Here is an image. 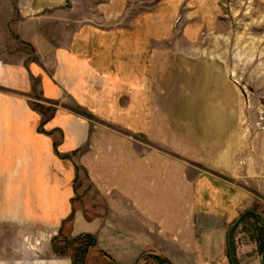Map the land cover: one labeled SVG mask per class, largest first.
Returning a JSON list of instances; mask_svg holds the SVG:
<instances>
[{
    "label": "crops",
    "instance_id": "obj_1",
    "mask_svg": "<svg viewBox=\"0 0 264 264\" xmlns=\"http://www.w3.org/2000/svg\"><path fill=\"white\" fill-rule=\"evenodd\" d=\"M33 1L15 29L33 59L6 65V86L36 81L49 115L23 96L0 113V264H72L55 244L80 235L82 264H234L229 227L264 210V135L238 130L230 82L200 61L225 0ZM79 171L97 205L76 202ZM256 246L234 259L262 264Z\"/></svg>",
    "mask_w": 264,
    "mask_h": 264
},
{
    "label": "rangeland",
    "instance_id": "obj_2",
    "mask_svg": "<svg viewBox=\"0 0 264 264\" xmlns=\"http://www.w3.org/2000/svg\"><path fill=\"white\" fill-rule=\"evenodd\" d=\"M36 2L39 1L35 0ZM32 3L33 0H0V113H4L7 118L21 113L18 105L8 104L9 99L20 96L28 99L30 108L40 110L45 117L49 115V111L44 110L45 106L36 105L29 100L32 96L37 97L36 81L32 82L31 90L25 91L23 95L6 86V78L9 74L5 66L14 65L21 60L28 62L33 59L32 48L29 44L20 42L15 30L16 24L25 13L33 12ZM200 49L203 54L200 61L206 64L209 61L215 67L216 83L230 82L229 94L234 99L232 111L234 110L233 112L240 117L238 130L245 132L249 137L264 135V10L260 9L254 0H225L222 20L216 27L215 33L209 35L200 44ZM228 70V74L224 76L221 74L222 71ZM217 72H221L220 75ZM216 92L228 93L223 89ZM230 180L240 182L239 179ZM74 184L77 191L83 187L85 189L83 194L90 196L75 197L76 202L79 201L82 207L85 206V199L90 200L92 205L98 204L92 187L86 184L85 175L81 171L77 173ZM251 210L257 213L264 212L261 205H255ZM252 216L255 215L250 212L245 214L230 233V253L234 264H239L237 259H234L237 247L242 246V242L247 240H255L257 243L253 256L262 255L261 222L259 218L258 222ZM262 220L264 221L263 218ZM4 240L7 242V239ZM58 243L55 244L57 253L70 255L72 261H79L82 258L83 263L86 254L84 256L81 254L80 247L86 245L85 239L78 241L61 239ZM238 253L242 255V247ZM88 259L89 264H94L96 261L92 256ZM240 262L242 263L243 259ZM95 264L111 263L102 259ZM140 264H163V261L151 256L146 257Z\"/></svg>",
    "mask_w": 264,
    "mask_h": 264
},
{
    "label": "trees",
    "instance_id": "obj_3",
    "mask_svg": "<svg viewBox=\"0 0 264 264\" xmlns=\"http://www.w3.org/2000/svg\"><path fill=\"white\" fill-rule=\"evenodd\" d=\"M250 213H251V212H250ZM252 217H253L255 220L258 221V218H257V217H255V216H252ZM258 222H259V221H258ZM260 234H261V243H262V250H261V253H263V252H264V232H263L262 224H261V232H260ZM82 239H85V240H86V245H85V246L83 245L82 247H80L81 254L84 256V255L86 254V252H87V249H88L89 247L94 246V244H95V239H94L92 236H90V235H80V236L74 238L73 241H78V240H82ZM158 260H159V259H158ZM72 264H82V258H81L79 261H77V260H73V261H72Z\"/></svg>",
    "mask_w": 264,
    "mask_h": 264
},
{
    "label": "water",
    "instance_id": "obj_4",
    "mask_svg": "<svg viewBox=\"0 0 264 264\" xmlns=\"http://www.w3.org/2000/svg\"><path fill=\"white\" fill-rule=\"evenodd\" d=\"M251 213L259 218L260 222H261L262 225H263V231H264V222H263V220L261 219V216H260L258 213L254 212V211H251ZM241 217H243V215H242ZM241 217H239V218H238V219H237V220H236V221H235V222L229 227V229H228V231H227V247H228L229 257H230V260H231V261H232V255H231V253H230V233H231V231L236 227V225L238 224V221L240 220ZM263 257H264V252H263L262 255H261V261H262V264H264V262H263Z\"/></svg>",
    "mask_w": 264,
    "mask_h": 264
},
{
    "label": "flooded vegetation",
    "instance_id": "obj_5",
    "mask_svg": "<svg viewBox=\"0 0 264 264\" xmlns=\"http://www.w3.org/2000/svg\"><path fill=\"white\" fill-rule=\"evenodd\" d=\"M264 232V231H263Z\"/></svg>",
    "mask_w": 264,
    "mask_h": 264
}]
</instances>
